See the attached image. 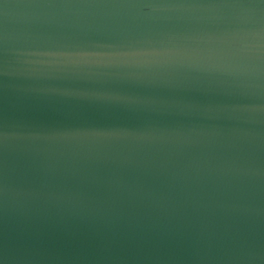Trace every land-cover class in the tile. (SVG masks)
<instances>
[{
    "label": "water",
    "instance_id": "95a60500",
    "mask_svg": "<svg viewBox=\"0 0 264 264\" xmlns=\"http://www.w3.org/2000/svg\"><path fill=\"white\" fill-rule=\"evenodd\" d=\"M0 264H264V0H0Z\"/></svg>",
    "mask_w": 264,
    "mask_h": 264
}]
</instances>
